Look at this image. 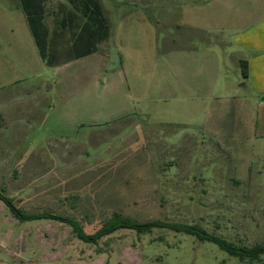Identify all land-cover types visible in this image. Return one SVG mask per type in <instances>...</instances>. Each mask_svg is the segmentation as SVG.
I'll use <instances>...</instances> for the list:
<instances>
[{
	"label": "rangeland",
	"instance_id": "obj_1",
	"mask_svg": "<svg viewBox=\"0 0 264 264\" xmlns=\"http://www.w3.org/2000/svg\"><path fill=\"white\" fill-rule=\"evenodd\" d=\"M94 1L108 38L95 53L49 67L19 0H0V28L9 30L0 32V189L23 211L70 217L86 233L119 213L199 225L235 246H264V137H247L256 115L249 108L242 126L245 87L204 103L176 97V65L162 41L191 32L200 43L206 33L164 26L159 6L172 0ZM197 1L174 3L186 10ZM74 8L69 0L44 4L43 23L50 34L58 31L60 51L71 43L76 26L65 30V14ZM222 65L235 74L230 57ZM121 246L132 249L126 261L135 264H264V255L241 261L168 229L120 230L85 244L64 224L20 223L0 204V260L7 264L50 254L123 264Z\"/></svg>",
	"mask_w": 264,
	"mask_h": 264
},
{
	"label": "crops",
	"instance_id": "obj_2",
	"mask_svg": "<svg viewBox=\"0 0 264 264\" xmlns=\"http://www.w3.org/2000/svg\"><path fill=\"white\" fill-rule=\"evenodd\" d=\"M174 1L172 0L173 5L167 7L160 3L159 12L163 25L178 31L183 27L189 31L202 30L207 36H203L200 43H195L191 32L183 37H167L166 43L163 42L165 40L162 41L163 55L168 61L174 62L178 74L176 89L171 90V93L176 97L189 99L192 104L204 103L208 98L221 100L223 96L236 91L240 84L245 87L247 93V102L238 110L242 126L243 117L247 113L246 108H249L252 113L255 111L256 115L253 125L252 117L251 121H248L247 128L251 130L247 137L253 140L264 137V99H257L260 96L264 98V0H198L199 4L186 10H181ZM185 1L187 0H182ZM230 4L235 6L231 7ZM227 6H230L229 9ZM8 31L5 27L0 28L1 33ZM31 38L33 39L32 35ZM102 43H99V46ZM228 57L236 67L234 75H228V72L223 71L222 64ZM226 93L227 95H224ZM120 251L123 257L121 263H134L126 261V256L131 258L132 255L130 247L121 246ZM7 253L11 259L18 256L10 251ZM103 263L102 257L88 261L81 255L68 260L50 254L28 264ZM0 264L7 263L0 260Z\"/></svg>",
	"mask_w": 264,
	"mask_h": 264
},
{
	"label": "trees",
	"instance_id": "obj_3",
	"mask_svg": "<svg viewBox=\"0 0 264 264\" xmlns=\"http://www.w3.org/2000/svg\"><path fill=\"white\" fill-rule=\"evenodd\" d=\"M46 1L19 0V3L38 49L39 57L47 66H55L95 53L97 45L108 38V23L98 3L94 0H69L75 8L65 14V24L68 30H70L71 25L76 27L74 30H70L71 43L68 45L69 49L60 51L55 48L54 35H56V32L50 34L43 23L44 4ZM243 75L245 76V74ZM0 204L20 223L47 221L64 224L70 228L78 241L94 246L98 245L100 239L119 230H129L136 234H149L154 228H159L168 229L175 233H184L194 236L200 241L214 243L229 256L236 257L241 261H254L259 256L264 255V246H235L222 237L208 233L199 225L166 222L159 219L139 222L124 217L119 213H113L93 233H86L83 225L70 217L48 210L33 213L23 211L15 205L12 198L5 195L3 189H0Z\"/></svg>",
	"mask_w": 264,
	"mask_h": 264
}]
</instances>
